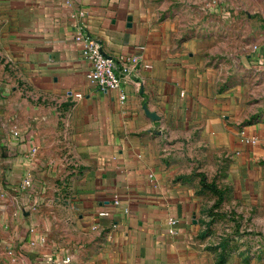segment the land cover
Instances as JSON below:
<instances>
[{"label": "crops", "instance_id": "0c3cea01", "mask_svg": "<svg viewBox=\"0 0 264 264\" xmlns=\"http://www.w3.org/2000/svg\"><path fill=\"white\" fill-rule=\"evenodd\" d=\"M64 1L0 0V244L35 229L33 245L19 243L0 264L64 256L71 264H264L259 240L227 228L216 234L210 217L229 212L250 216V229L259 225L264 179L255 161L263 150L241 133L251 138L264 126L241 127L238 104L241 86L259 87L245 72L264 71V52L230 74L226 63L176 46L153 0ZM78 30L114 59L139 55L149 68H137L120 91L98 90L85 78ZM24 92L29 112L15 105ZM213 166L230 172L221 181L233 185L218 207L195 175ZM24 179L31 187L20 190ZM59 179L66 193L51 219L49 208L36 213L56 202Z\"/></svg>", "mask_w": 264, "mask_h": 264}, {"label": "rangeland", "instance_id": "374dc122", "mask_svg": "<svg viewBox=\"0 0 264 264\" xmlns=\"http://www.w3.org/2000/svg\"><path fill=\"white\" fill-rule=\"evenodd\" d=\"M153 3L158 10L159 20L168 24V31H176V46L186 45L190 47L191 52L202 61L208 60L206 62L216 65L226 63L231 71L230 74L236 70L237 65L241 66L244 63L248 54H253L254 51L258 50L264 52V0H153ZM254 46L257 48L256 50H254ZM261 57L263 55L259 59ZM259 66L264 67V60H262V65L260 64ZM262 70L259 69V72H255V70L253 73L252 71L245 72V78L252 79L255 74L252 80L260 78L261 82L259 87L253 84L252 81L241 86L240 95L244 102H241L242 105L238 104V109L241 108V115L244 119L240 123L241 127L256 124L264 126V71L262 72ZM22 96V101H18L15 105L29 112L32 105L29 99L25 100V97H29V95L24 92ZM42 105L43 102L40 100L35 104V107H42ZM42 121L43 124L47 123L44 119ZM251 135L255 143L249 144L255 145L261 151L263 150V153H261L263 156H260L258 161H255L256 168L259 169L263 180L264 129L258 135L255 132ZM244 138L246 144H248V138L245 134ZM197 165H199L198 160ZM55 168H58V166H51L48 171L50 173H58ZM198 170L200 169H197L195 175L199 176L204 182L203 189H206L207 202L214 200V207L222 205L226 199V192L233 188L231 180L221 181L222 176L231 177V173L225 174V172H222L221 175L220 168L215 166L209 167L205 173ZM63 183L65 182L59 179L54 186L57 200L53 206L52 198H49L51 202L46 200L40 203L35 210L36 213L38 212L41 215L44 208H49L48 212L50 214H48V217L51 219L53 207L55 205V207L59 206L60 199L65 198L64 193L66 191H63V193L61 191ZM227 202H229L231 208V199H228ZM211 213V222L216 221L217 223L216 234L226 232L224 229L227 228L229 230L227 232L230 235H238V237H242L246 241L259 240L260 249L264 253L263 205H261L260 215L257 217L259 225H255L254 229H250L252 226L249 219L250 216H248L249 218H247V215L236 216L234 213L230 214L229 212L224 215H219V213L215 212ZM51 226L57 230L56 234L60 232V222H53ZM8 247L10 246L0 244V257L12 259L15 250H18V248H14L15 250L13 251L12 249L9 250Z\"/></svg>", "mask_w": 264, "mask_h": 264}, {"label": "built area", "instance_id": "2783aa9c", "mask_svg": "<svg viewBox=\"0 0 264 264\" xmlns=\"http://www.w3.org/2000/svg\"><path fill=\"white\" fill-rule=\"evenodd\" d=\"M73 2L74 0L64 1L65 5L68 7H71ZM78 15H80V12L72 13L71 18H76ZM74 42L80 46L81 56L89 65V69L85 74L87 82L100 91H120L122 85L129 80L130 75L134 73L137 68H149L147 64L142 62L141 56L139 55L114 59L113 57L105 54L102 50L101 44L96 39L88 36L81 30H78L75 34ZM139 49L142 50L143 48L140 47ZM75 97L80 98L81 94H76ZM125 98V94L121 92L119 100L123 102ZM241 135L243 136L244 133H241ZM247 143L254 144V138H248ZM33 151L35 150L33 149ZM6 156L7 154L5 152L0 151V158L3 159ZM30 187L31 181L29 179H24L20 183V190H27ZM114 205H119L117 199H114ZM100 216H104V214L100 213ZM175 223L176 221L171 222L172 225ZM34 233L35 229L33 227L28 228L13 246L10 245V247H8L9 250L12 249L14 251V248L19 247V243L33 245L34 241L31 237ZM47 264H71V257H56Z\"/></svg>", "mask_w": 264, "mask_h": 264}, {"label": "trees", "instance_id": "16d2710c", "mask_svg": "<svg viewBox=\"0 0 264 264\" xmlns=\"http://www.w3.org/2000/svg\"><path fill=\"white\" fill-rule=\"evenodd\" d=\"M201 183H202V186H204V182H203V180H201ZM213 189V188H212Z\"/></svg>", "mask_w": 264, "mask_h": 264}, {"label": "water", "instance_id": "95a60500", "mask_svg": "<svg viewBox=\"0 0 264 264\" xmlns=\"http://www.w3.org/2000/svg\"><path fill=\"white\" fill-rule=\"evenodd\" d=\"M128 20H130V19H128Z\"/></svg>", "mask_w": 264, "mask_h": 264}]
</instances>
